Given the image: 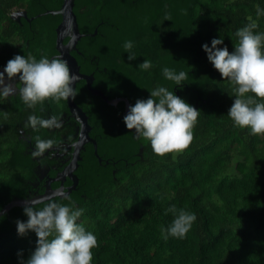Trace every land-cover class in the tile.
I'll return each instance as SVG.
<instances>
[{
	"label": "trees",
	"instance_id": "obj_1",
	"mask_svg": "<svg viewBox=\"0 0 264 264\" xmlns=\"http://www.w3.org/2000/svg\"><path fill=\"white\" fill-rule=\"evenodd\" d=\"M61 4L0 0V57L19 51L15 35H36L29 50L43 38L47 61L61 18L41 14ZM72 11L84 35L74 57L94 87L126 98L132 119L176 100L133 124L79 81L98 153L122 161L102 173L90 147L57 216L40 205L0 216V264H264V0H74ZM9 111L0 103V210L31 189Z\"/></svg>",
	"mask_w": 264,
	"mask_h": 264
},
{
	"label": "flooded vegetation",
	"instance_id": "obj_2",
	"mask_svg": "<svg viewBox=\"0 0 264 264\" xmlns=\"http://www.w3.org/2000/svg\"><path fill=\"white\" fill-rule=\"evenodd\" d=\"M18 12L25 13L26 15V12L22 10L14 11L12 14ZM27 18L31 19L32 17ZM24 19V17L20 16L16 22L22 25L20 21ZM35 38L37 39L36 35L31 37H28V35H15L12 42L18 41L17 44L19 45L17 47L19 51L1 52L0 103L10 106L8 117L11 119L8 125V128H10L8 135L13 139L15 136V142L22 148L23 157L29 159L31 164V178L26 181V185L31 186V189L28 190L30 196L27 198L42 195L45 192V186L48 185L50 187L49 195L52 196L48 201L37 205L41 207L46 206L44 210L45 215L52 217L57 216V210L55 209L56 202L71 199L73 192L79 190L77 188L79 184L77 172L80 168L82 169L83 158L81 157V153L86 152L91 147L93 149V160L100 169L99 171L103 173V171L111 169L112 175H115V169L122 160L98 153L97 143L90 136L92 134V127L88 117L82 109V105H78L79 102H77L80 101L85 105V108H88L91 105L92 99L86 97V93L77 95L78 91H75V88L71 99L87 118V125L89 127L88 138L90 141L92 140L96 143V155L91 142L79 143L80 124L73 118L68 107L64 93L65 85L61 91L60 85L57 82H60L62 76L50 74L53 62L56 63L58 61L61 67H63V64L57 59V53L54 51L48 56L47 61L43 62L42 59H44L43 56L45 55L44 48L48 47V43L43 38H41L39 46L29 50L33 45L32 42L36 40ZM67 41L68 39L64 38L63 44H66ZM75 53H78L77 49L70 52L73 57ZM48 62H50L49 66H47ZM64 71H66L65 68ZM89 76H92L90 88L100 91L92 85L94 80L93 75ZM80 81H82L86 92L94 96L87 88L85 81ZM100 92L108 100L115 101L116 105L118 103L123 104V102L118 101L119 99H126L124 97L108 98L105 93ZM124 105H122L123 109ZM132 130L136 133L139 132V128L136 126ZM76 144L80 145L77 149ZM75 156L76 161L77 157L80 159L76 162V167L71 172V176L75 177L76 185L74 190L67 193V189L71 186L72 182L67 175L63 174V170L72 167L71 165ZM60 188L62 190L59 192ZM57 193H59L58 196Z\"/></svg>",
	"mask_w": 264,
	"mask_h": 264
},
{
	"label": "water",
	"instance_id": "obj_3",
	"mask_svg": "<svg viewBox=\"0 0 264 264\" xmlns=\"http://www.w3.org/2000/svg\"><path fill=\"white\" fill-rule=\"evenodd\" d=\"M74 5V0H62L61 7L58 10L55 11H46L45 14L49 15H58L60 16L61 20L57 27L55 28V51L57 53V59L62 62V64L66 67V74H67V81L64 87V93L65 97L67 99V104L70 109V112L73 115V118L80 124V138H79V143L82 144L83 142H91L93 147H94V153L96 155V143L95 141H90L88 138V131L89 127L87 125V118L85 114L79 109L72 101L71 96L74 92V89L76 88V84L80 81L83 80L86 83L87 88L91 92L92 95L100 97L106 104L109 106H114L116 105L115 101L113 100H108L100 91H95L90 88V84L92 81V76L89 75H84L79 72V66L77 65L76 59L71 56L70 52L74 51L76 48V44L79 41L82 35L79 32L78 25L76 22V17L72 11ZM22 16L26 19L27 22H30L32 20L28 19L25 15V13H14L12 14V19L15 21H18V18ZM18 17V18H16ZM96 34V31L90 35L93 36ZM64 38H67L68 41L66 44H63ZM264 58V56H263ZM50 62L47 63V66H49ZM264 68V61L263 63L257 67L256 69V75H259L261 72V69ZM177 95V94H176ZM176 100V97L173 98L171 101L168 102L163 107H159L156 105V103L150 104L147 108L143 110L141 115L137 119H132L130 114H129V105L128 101L126 99H119L118 101L123 102L124 105V115L125 117L133 124L137 123L138 121L142 120L144 117L147 116V113L150 109L154 111L155 114H160V116L163 115L165 109L172 104L171 102H174ZM196 109V106L194 107ZM79 144H76V149L77 147L79 148ZM77 156V153H76ZM73 159V164L71 165L72 167H69L68 169L63 170V174L67 175L68 178L71 180L72 184L71 186L67 189V193L71 192L74 190L75 185H76V180L75 177L71 176L72 170L75 169L76 167V162L80 160L77 157V161ZM60 180V179H58ZM49 190L50 187L47 185L45 186V192L42 195H38L35 197L27 198V199H12L10 202H8L1 210H0V216L4 215L7 213L10 209L14 207H24V208H29L33 207L37 204L44 203L50 199L52 195H49ZM62 189H59V192ZM59 193H57L58 196Z\"/></svg>",
	"mask_w": 264,
	"mask_h": 264
}]
</instances>
